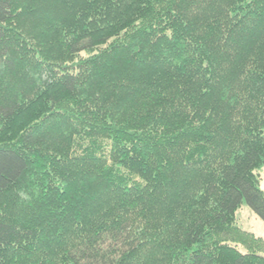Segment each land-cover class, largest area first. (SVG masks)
<instances>
[{
    "label": "trees",
    "instance_id": "16d2710c",
    "mask_svg": "<svg viewBox=\"0 0 264 264\" xmlns=\"http://www.w3.org/2000/svg\"><path fill=\"white\" fill-rule=\"evenodd\" d=\"M263 168L264 0H0V264H264Z\"/></svg>",
    "mask_w": 264,
    "mask_h": 264
},
{
    "label": "rangeland",
    "instance_id": "374dc122",
    "mask_svg": "<svg viewBox=\"0 0 264 264\" xmlns=\"http://www.w3.org/2000/svg\"><path fill=\"white\" fill-rule=\"evenodd\" d=\"M82 56H87L86 52ZM261 187L264 190V168L260 171ZM237 225L242 229L254 233L258 237L264 238V221L252 210L249 204L244 201L236 212ZM242 251H246L245 247L239 244Z\"/></svg>",
    "mask_w": 264,
    "mask_h": 264
}]
</instances>
